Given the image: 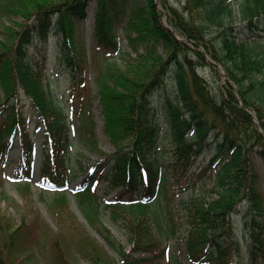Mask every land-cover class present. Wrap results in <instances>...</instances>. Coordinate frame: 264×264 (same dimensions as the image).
Returning <instances> with one entry per match:
<instances>
[{"label": "trees", "instance_id": "obj_1", "mask_svg": "<svg viewBox=\"0 0 264 264\" xmlns=\"http://www.w3.org/2000/svg\"><path fill=\"white\" fill-rule=\"evenodd\" d=\"M94 1L96 45L106 53L117 51V30L122 28L137 54L126 67L106 57L95 78L104 130L115 148L106 178L119 191L108 208L124 229L127 246L101 221V206L91 190H80L78 207L118 259L85 230L76 238L70 232V242L64 239L66 231L50 234L31 212H23L20 224H14L0 211V264H28L45 235L51 264H74L69 257L73 250L93 264H182L179 256L168 255L163 237L177 231L168 191L201 158L207 164L203 173L188 176V184L181 186V192L194 189L181 202L190 263L244 264L246 256L250 264H264V197L255 167L256 154L264 159V45L259 44L264 0H177L178 5L171 0ZM90 2L0 0V16L22 19L1 27L0 155L8 151L10 139L20 136V188L26 197L35 142L24 100L46 127L42 177L62 186L76 174L67 110L50 78L56 62L73 97L91 95L86 54L75 40ZM52 33L63 36L56 57H30L35 38ZM207 71L212 79L202 74ZM170 82L173 93L158 94ZM156 100L162 106L159 116ZM208 172L212 174L206 176ZM69 202L66 192H56L50 200L55 216ZM240 208L245 211L242 237L233 220Z\"/></svg>", "mask_w": 264, "mask_h": 264}, {"label": "rangeland", "instance_id": "obj_2", "mask_svg": "<svg viewBox=\"0 0 264 264\" xmlns=\"http://www.w3.org/2000/svg\"><path fill=\"white\" fill-rule=\"evenodd\" d=\"M141 2V0H137ZM174 4L178 5L177 0H171ZM96 4L94 0H91L88 17L84 21H78L77 23V36L76 40L79 41L80 51L86 54L87 70H88V84L90 87L91 95L87 97L73 98L71 91V83L67 82V76L63 73V69L56 63L51 67L50 83L53 86V90L57 97L62 101L67 110V116L71 125L73 134V143L70 149L71 165L74 166L76 174L74 179L68 186V196L70 202L64 213L55 216L53 210L50 207V200L54 196V187L48 186L45 178L41 177V167L43 152H44V140H45V125L40 120L37 112L32 108L29 100H24L22 105L27 111V115L30 119L33 138L36 143L35 153V166L34 173L31 178L30 192L27 197L22 193L20 185L15 182V175L17 172V166L22 156V145L19 137H16L10 142L9 151L0 156V211L6 212L12 222L20 224L21 215L23 212H31V216H37V221L40 225L45 226L48 232H56L59 229L66 231V235H63L70 242L74 238L78 237L81 230L87 231L94 239L101 244L104 250L112 258L118 259V255L104 242L102 237L98 234L95 228L91 227L90 223L84 217L83 211L78 207L76 199V191L81 188L85 180L90 179L93 185L94 195H96L98 204H101L100 217L103 224L110 230L111 234L117 238V240L127 246V235L120 223L112 217V211L107 204H110L114 197L117 196V190L110 189V183L106 179V172L113 164V154L115 148L110 142L108 136L104 131V117L102 115L101 108L99 107V99L97 98V86L95 78L99 72V68L104 64V59H118L119 64L122 67H126L132 58L137 57L136 52L131 48L127 35L122 28L117 31V52L111 51L106 53L104 49L96 45L94 40V21H95V9ZM13 22H22L19 17H8L7 15L0 16V36L1 27L3 24L12 25ZM261 36L259 44L264 45V37ZM62 36L50 38L47 40V47L50 50V55L55 54L57 46L60 43ZM140 51H142L140 49ZM205 73V74H204ZM202 74L210 76L209 71ZM172 83H168L166 87H163L158 94H163L165 91L173 93ZM166 88L167 90H164ZM1 91V88H0ZM158 116L161 115L162 106L161 101L156 100L155 108ZM89 124V125H88ZM88 125L87 127H85ZM90 129H89V128ZM89 130V131H88ZM92 130V131H90ZM94 136V137H92ZM97 142V148L94 147V142ZM91 142V143H90ZM255 164L256 168L261 174L260 188L264 197V159L256 154ZM209 159V156H207ZM207 159V160H208ZM206 159L201 158L196 164L189 169L190 171L182 175L180 183L171 188L169 192V198L171 206L173 208V216L176 223V234H165L166 244L168 246L167 253L170 254L171 259H175L179 256L182 260V264H190L187 254V240H188V225L187 217L182 207L181 202L187 200L192 196L194 189L189 188L181 192V186L187 185L186 180L188 176L194 175L195 178L201 175L205 169ZM208 162V161H207ZM207 165V164H206ZM208 172V175H211ZM214 177V175H212ZM96 182L93 184V181ZM209 186L212 187V182L207 179ZM204 182V181H203ZM198 185H202L199 182ZM20 188V189H19ZM244 209L235 214V228L236 233L241 236V229L244 222ZM70 227V229H69ZM75 232V237H70V232ZM69 236V237H68ZM43 236V238H45ZM242 237V236H241ZM38 239V245L36 251L31 255L28 260V264H51L49 237L45 239ZM72 263L74 264H93L86 257L80 256L76 251H71L70 256ZM249 258L244 256L243 263L250 264ZM168 262H164L167 264Z\"/></svg>", "mask_w": 264, "mask_h": 264}]
</instances>
